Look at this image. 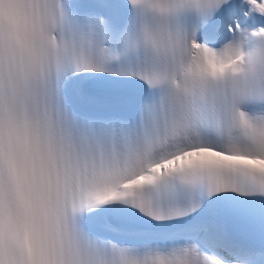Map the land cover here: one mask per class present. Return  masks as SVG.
<instances>
[{
	"label": "snow or ice",
	"instance_id": "obj_1",
	"mask_svg": "<svg viewBox=\"0 0 264 264\" xmlns=\"http://www.w3.org/2000/svg\"><path fill=\"white\" fill-rule=\"evenodd\" d=\"M0 264H264V0H0Z\"/></svg>",
	"mask_w": 264,
	"mask_h": 264
}]
</instances>
